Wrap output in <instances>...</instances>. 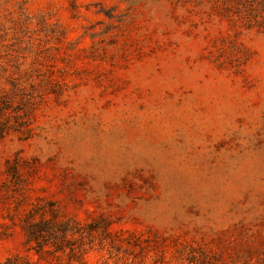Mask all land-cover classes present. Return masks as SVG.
Wrapping results in <instances>:
<instances>
[{"label":"rangeland","instance_id":"obj_1","mask_svg":"<svg viewBox=\"0 0 264 264\" xmlns=\"http://www.w3.org/2000/svg\"><path fill=\"white\" fill-rule=\"evenodd\" d=\"M12 77L0 263L70 264L26 241L54 216L72 264H264V0H0Z\"/></svg>","mask_w":264,"mask_h":264},{"label":"trees","instance_id":"obj_2","mask_svg":"<svg viewBox=\"0 0 264 264\" xmlns=\"http://www.w3.org/2000/svg\"><path fill=\"white\" fill-rule=\"evenodd\" d=\"M20 81L19 77H12L11 80V93L17 97L14 104V100L11 101L8 94L0 88V137L10 132L23 133L27 129V116L31 113L32 106L37 102L32 91H27L26 86ZM25 229L26 241L29 244L33 242V248L38 253L45 251L55 253L67 248L68 257L71 258L79 257L83 252L82 243H76L75 231L70 220H57L54 216L39 220L28 218ZM70 258L68 261L72 264ZM0 264H27V262L14 256Z\"/></svg>","mask_w":264,"mask_h":264}]
</instances>
